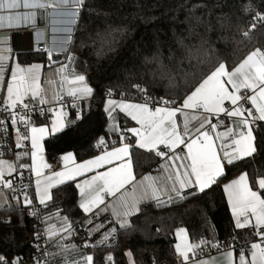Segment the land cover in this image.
Wrapping results in <instances>:
<instances>
[{
    "label": "snow or ice",
    "instance_id": "6c2138e0",
    "mask_svg": "<svg viewBox=\"0 0 264 264\" xmlns=\"http://www.w3.org/2000/svg\"><path fill=\"white\" fill-rule=\"evenodd\" d=\"M83 5V0H59V2L41 3L40 0H24L25 8H52L51 23L59 25V31L71 32V26L76 22L77 11ZM20 7L18 0H0V9H17ZM193 9L197 5L192 6ZM251 8L246 6V11ZM4 17L0 16V20ZM9 20L13 17L9 16ZM15 19H21L19 13ZM258 22L264 23V12L254 11L247 30L241 29V35L247 38L250 32L257 28ZM54 31L57 28L54 27ZM199 49L189 48L187 57L189 59L198 55ZM49 52V58L51 57ZM71 60L72 57L70 56ZM148 60V58H145ZM158 67L163 69V64L156 56ZM42 66L33 64L21 67L19 64L12 69L11 78L3 81L4 70L0 68V82L6 84V95L0 96V147H8L3 141L8 135V122L10 121L16 139L17 148L26 144L30 145L27 151L16 153L15 161L3 159L0 152V189L12 192V200L16 206L21 203L25 207L33 206V197L39 205H45L53 199L52 189L66 182H76L77 178L85 177L75 183L79 191V208L84 213L90 214L87 224L92 225L87 229V234L92 235L93 229L99 231L104 224H93L92 217H98L101 212H111L113 217L105 222L119 225L120 229L132 227L129 217L140 212L139 204L145 200H154L157 206L171 203L173 200H184L188 197L203 193L205 189L211 188L225 175L229 166H235L237 161L252 157L256 153L255 136L253 127L258 122H264V50L256 48L235 66H229L226 62H218L213 69L203 75L190 90L177 99H165L160 97L153 99L147 95V90L140 85H133L137 92L143 94L140 102H133L125 98L121 93L120 99L110 98L112 90H108V99L105 101V112L112 122L108 133L116 136L115 140L109 142L105 136L98 138L97 147L101 149L100 154L89 159L77 160L73 152H67L60 157L61 167L56 170L46 162L44 140L46 136L55 134L65 127L67 113L60 103L62 96L53 93L51 100L40 85V71ZM60 73L66 72V66H61ZM51 83V81H50ZM61 84L67 85L66 94L73 101L83 100L93 94V88L87 83L84 74L76 73L74 70L61 75ZM250 104L248 107L246 105ZM45 105H56L48 107L49 113H54L49 123H40L37 126L33 115L43 116ZM75 107V103L73 104ZM122 112L134 121L137 126L121 128L118 124V116L114 113ZM82 111V109H81ZM221 114L235 123L225 124ZM182 117V121L178 119ZM77 119L81 118V112L76 113ZM215 119V123H213ZM195 122V123H194ZM19 125L24 126L21 131ZM198 125V126H197ZM223 128L222 131L218 130ZM132 134L135 145L126 142L127 134ZM217 141H220L217 144ZM119 145V146H117ZM153 152L165 163L160 165L167 172L168 185L159 184L160 177H153L151 173L145 174L140 181L142 192L137 193L135 187V176L133 173L132 150L133 148ZM184 154L181 155L180 153ZM24 158L30 159V164L20 163ZM167 166V167H165ZM28 169L34 174V193L29 195L28 189L31 185L23 183V170ZM16 173L20 177L19 186ZM90 174V175H89ZM227 194L228 203L231 206L236 229L254 230L253 234L259 237L257 242L250 244L249 254L246 255L245 247L235 249L236 237H231L228 242L221 244L219 240L208 241L201 238L197 242H190L188 232L185 228L176 229L178 243L175 251L181 258V264H208L207 260H195L198 249L203 247L223 248V255L227 264H264V176L253 177L249 180L247 172H242L236 178L223 185ZM258 187L259 190H253ZM131 189L130 191L128 189ZM185 190L187 193L185 194ZM119 194V204H105L106 197H115ZM164 199H161V197ZM104 205L103 208L100 206ZM13 205L4 191H0V207L11 208ZM122 209V210H121ZM61 210L57 209L59 217ZM30 216H37L35 211H29ZM49 214L44 218L47 222L51 220ZM59 228L54 224H47L44 228L45 244L56 237L59 233L71 235L72 225L67 216L60 217ZM6 220L5 223H9ZM159 232L160 229H157ZM117 228L109 227L96 242V245H104L109 238L115 237ZM40 230L34 232V238L39 241ZM96 245H92L95 247ZM57 247L67 249L68 245L58 243ZM85 247H88L87 241ZM37 249L39 244L33 245ZM75 247V246H73ZM238 251V261L235 253ZM189 253L192 254L190 257ZM42 255L49 254L45 250ZM129 257L132 256L128 252ZM34 264H42L39 257H34ZM108 264H112L113 256L109 253L104 258ZM0 264H24L22 257H9L0 254ZM46 264V262H45ZM65 264L67 260L65 258ZM71 264H94V256L81 255L80 260H74Z\"/></svg>",
    "mask_w": 264,
    "mask_h": 264
},
{
    "label": "trees",
    "instance_id": "16d2710c",
    "mask_svg": "<svg viewBox=\"0 0 264 264\" xmlns=\"http://www.w3.org/2000/svg\"><path fill=\"white\" fill-rule=\"evenodd\" d=\"M256 10L264 12V0H83L68 51L74 56V68L94 91L80 119L70 109V124L45 139V154L72 151L78 160L87 159L101 150L96 147L99 137L105 136L109 143L116 139L114 134L106 135L104 104L109 89L115 96L125 93V98L138 99L142 93L133 85H140L153 99H177L218 62L235 66L254 49L264 50V23L258 22L247 38L241 35ZM189 48L199 49L198 55L189 59ZM41 54L23 51L17 58L30 63L42 60ZM45 121L41 116L35 122ZM254 134L256 153L226 168L225 175L203 193L168 205L143 202L131 218L132 227L119 228L114 243L88 249L94 264H103L107 252L114 254L116 264H129L128 252L134 264H176L174 231L181 225L193 241L250 237L252 230L234 227L223 185L242 172L250 181L264 176V122L254 126ZM128 139L133 143V138ZM132 159L137 174L158 162L153 152L135 147ZM52 194L47 207H61L72 223L82 219L75 182L55 187ZM36 230L22 206L1 207L0 254L28 255Z\"/></svg>",
    "mask_w": 264,
    "mask_h": 264
},
{
    "label": "crops",
    "instance_id": "0c3cea01",
    "mask_svg": "<svg viewBox=\"0 0 264 264\" xmlns=\"http://www.w3.org/2000/svg\"><path fill=\"white\" fill-rule=\"evenodd\" d=\"M40 1H47L48 3H52V2H57L58 3L59 2V0H40ZM5 2H10V0H5ZM28 2L31 4L32 0H28ZM18 3L20 4L19 8H17V9L5 8L6 11L4 13L0 14V16L4 17L3 20H0V32H9L10 33L9 37H5V38L4 37H0V68H3V70H4L3 81H7V80H9L11 78L12 69L15 68L17 64H19L21 67H28V66L33 65V64H39V65L42 66L41 71H40V76H41L40 85H41V88H43L45 90V92L47 94V98L49 100H51L53 93H56L57 95L62 96V97H69L66 94L67 85H63L62 86V84H61V75H67V74L71 73L73 70L76 73L83 74V73L79 72L78 70H76L74 68V56L71 53L68 52L67 54H65L64 57H63V60L59 61L57 63H53L51 60H49V58L44 53L41 54L42 58H43L42 60L33 61V62H30V63H23L17 58V53L18 52H22V51H20V49L23 48L24 50H27L30 47H33L37 40H41L44 37V31L42 32V26H41L42 19H43V13L39 11V8H35V9H33L31 7L25 8L23 6L24 0H18ZM1 10H3V9H1ZM17 13H19L21 19H15V16H16ZM9 16H12L13 19L9 20L8 19ZM70 56L72 57L71 60L69 59ZM62 65L66 66V72L63 73V74L57 71ZM50 81H51V83H50ZM2 95H6V84H4L3 82H0V96H2ZM91 96L83 99L82 101L81 100H77L76 109L75 110L80 111L81 114H82V112L87 107ZM108 98L109 97L107 96L106 99H108ZM110 98L120 99L121 97L120 96H115V95L112 94V96ZM126 99L131 100L133 102H140V100H138V99H130V98H126ZM53 106H56V105H45L46 108L53 107ZM250 106L251 105L249 104V107ZM81 109H82V111H81ZM104 109H105V104H104ZM64 111L67 113V116L65 117V127H66L71 122V120L69 119L70 110H68V111L64 110ZM114 115L118 116V124H119V126L121 128H124L125 126H127V127H135V126H137L134 121H131V119L129 117H126V115L124 113H122V112H119V110H117V112L114 113ZM221 115H223V114H221ZM39 117H41V116H39ZM121 118H123L125 121H122ZM178 119L182 121V117L178 116ZM226 120H227V124L235 123L234 121H232V120H230L228 118H226ZM44 123H49L50 124V121H45ZM111 123L112 122L108 118L107 128H109ZM39 124H37V126H39ZM64 128H62V129H64ZM218 130L222 131L223 129H218ZM253 135L255 136L254 127H253ZM49 136H46L45 139L48 138ZM127 136H128V138H133L132 134H130V133H128ZM15 139H16V135H15V132H14V152L10 156L2 157L3 159L8 160V161H15L16 160V153L27 151L29 149L30 145H27V144L24 147H22V148H17L16 145H15ZM126 142L135 145V139L134 138H133V143L131 141H129V139H127ZM219 143H220V141H217V144H219ZM117 146H119V145H117ZM100 151L96 155L100 154ZM69 152H72V151H69ZM65 153H67V152H65ZM65 153H62L60 155H56V154H48V155H46L45 154L46 162L49 163L50 165H52L56 170H59L60 167H61L60 157L63 154H65ZM180 154L183 155L184 153L181 152ZM89 158H91V157H89ZM89 158H87V159H89ZM247 158H251V157H247ZM247 158H244V159H247ZM132 161H133V159H132ZM20 163H28V164H30V159L24 158V159H22L20 161ZM164 163L165 162L163 160L158 158V162L154 165L153 168H151L149 170H146V171H144L141 174H137L136 173L135 166H134V163H133V173H134V176H135V187H136V191H137L138 194H140L142 192V186L140 184L141 178L145 174H148V173H151V175L153 177H160L159 184L161 186L169 184V182L166 179L167 172L165 171V169H161L160 168V165H162ZM165 167H167V166H165ZM24 173H30V172H29L28 169H24L23 170V174ZM240 174H238V175H240ZM13 175H17V174L14 173ZM32 175H33V177L35 179L34 174H32ZM236 177H234V178H236ZM84 178L85 177H79V178H77L76 182H79L80 180H82ZM229 181H227L226 183H228ZM128 190L130 191L131 189L129 188ZM253 190H259V189H258V187H254ZM52 191H53V189H52ZM4 192L6 193L8 199L11 201L12 205H16V202L11 199L12 196H11L10 190H5ZM186 193H187V190H185V194ZM225 195H226V198H227V194L226 193H225ZM79 199H80L79 191L77 189V200H76V202H77L78 208H79ZM161 199H164V197L162 196ZM149 201L155 202L154 200H151V199L145 200L143 202H149ZM50 202L51 201L47 202L45 207H47ZM175 202H178V201L174 199L173 202H171V203H175ZM108 203H111L114 206H118V204H119V194H117V196H115V197H106L105 198V204H108ZM142 203H140L138 205L139 208H140ZM171 203H164L162 205H168V204H171ZM227 203H228V199H227ZM228 206H229L230 211H231V206H230L229 203H228ZM100 207L103 208L104 205H101ZM57 209L61 210L60 213H59V217L56 215ZM79 210H80V212L82 214V219L81 220H83V221H85V223H87V221H88V219L90 217V214L84 213L81 208H79ZM49 214H51L52 219L48 220L47 222L44 221L45 227H46V223H47V224H54V225H56L57 228H59L60 225H61L60 217H63V216H67L68 220L72 224L71 218L59 206L47 207L45 209L44 218L46 216H48ZM231 214H232V211H231ZM134 215H132V216H134ZM132 216L129 217L130 221H131ZM99 217L100 218H104V219H105V217H107V218L113 220V217L111 216V212L110 211L101 212ZM232 217H233V215H232ZM233 220H234V218H233ZM87 225H89V224H87ZM89 226H92V225H89ZM118 227H119V225H118ZM181 227L185 228L187 230V232H188V229L184 225H181V226H179L177 228H181ZM176 229L174 231L175 244L178 243V239H177L176 234H175L176 233ZM245 229H248V228H245ZM240 230H244V229H240ZM188 236H189V241L193 242V240L190 237L189 232H188ZM250 238H251V236L250 237H242V238H238V239L240 241H246V240H249ZM51 241L53 242V256H54L53 264H65V258L67 260V264H71V262L74 261V260H80L81 255H89V254L93 255L88 250L86 251V250H82V249H79V248L76 247L75 242H74V236H73L72 232H71V235H66L64 233H59ZM58 243L66 244V245H68V248L65 250L63 248L57 247L56 245ZM73 246H75V247H73ZM109 253L112 254L113 261H115L114 254L112 252H107L105 257ZM238 254H239L238 252L235 253L237 261H238ZM248 254L249 253H246V255H248ZM189 255L191 257V253H189ZM178 258L181 261V258L179 256H178ZM195 260H207L208 264H227L226 258L223 255V251L217 252V253H214V254H210V255H206V256H203V257H200V258H196ZM104 262H105V259H104ZM129 264H131V263L129 262ZM133 264H134V261H133ZM193 264H194V262H193Z\"/></svg>",
    "mask_w": 264,
    "mask_h": 264
},
{
    "label": "built area",
    "instance_id": "2783aa9c",
    "mask_svg": "<svg viewBox=\"0 0 264 264\" xmlns=\"http://www.w3.org/2000/svg\"><path fill=\"white\" fill-rule=\"evenodd\" d=\"M5 11H6V9L5 10L0 9V14L4 13ZM78 11H79V9H78ZM50 18H52L51 15H50ZM78 18H79V14H78ZM41 26H42V32H43L44 26H43V24H41ZM52 27H60V26L59 25H55V26L49 25L50 30H49L48 38H46L44 36L43 39L37 40L33 47H30L27 50H24L22 48V49H20V51H22V52L23 51L40 52V53H44L48 58H49V52H51L52 55L49 58V60H51L53 63H57L59 61H62L64 55L69 52L68 50H69L71 38L70 37H69V39L65 38L66 36H70L67 33L59 34V33L52 32V30H51ZM142 99H143V94H141L139 96L138 100L141 101ZM166 99H168V98H166ZM76 102H77V100L73 101L72 97H63V100L60 103H62L64 106L63 110L68 111L70 109H74V110L76 109ZM0 103H2V101H0ZM74 103H75V107L73 106ZM246 106L249 107V104ZM75 111H76V113L80 112L78 110H75ZM4 115H5V113L0 112V116H4ZM53 115H54V113H49L47 111V108L45 107V113L43 116L46 118V121H50V119ZM39 116H41V115L34 114L32 118L34 121H36ZM221 119H223L224 123L227 124V120L223 115H221ZM215 122H216L215 119H213V123H215ZM19 127H20L21 131H24L23 125H19ZM220 129H223V128H220ZM3 143L5 145H11V150H9L8 147H0V152L4 153L3 157L10 156L11 154H13V152H14V130L11 127L10 121L8 122V135H7V138L3 141ZM109 146H110V143H109ZM13 176L16 177V180H17V184L14 186H19L20 177L18 175H13ZM34 180L35 179L31 173H24L23 174V183L27 184V185H31V187L28 189L30 196H33V193H34ZM5 190H7V189H0V191H5ZM12 195L13 194L11 192V196ZM21 206H22V211L30 219L34 220V223L37 227V230H40V232H41V236H40L39 241H37L35 238L33 239V245L39 244L40 245L39 249L32 246V249L28 255H23V256H19V257L23 258L24 264H34V259H33L34 257H39L42 261V264H45V262H46V264H53V260H54L53 242L50 240L47 244H45L46 237H45V234L43 231L45 228V225H44L45 205H39L38 201L33 197V206H31L30 208L25 207L22 204H21ZM3 208H6V207H3ZM29 211H35L38 213V215L37 216H30L28 214ZM92 219H93V224L100 225L103 223L104 227L101 228L99 231H96L95 229H93L91 236H89L87 234V229L91 228L92 226L87 225V223H85V221L80 220L79 222H75V223L71 224L72 225V233L74 236V242H75L76 247L79 249L87 251L89 248H93L92 245H96V242L101 239V237L103 236V233L109 227H112V226H115L117 228V233L115 234L114 239L110 237L108 242L105 244H112L116 240L118 230H119V227L117 224H115L114 222L112 224H109V223L105 222L104 218H100L99 216L98 217H92ZM108 220L112 221V219H109V218H108ZM253 231L254 230H252L251 238L249 240L240 241L238 238H236V241H235V249L236 250H238L241 246H244L245 252L249 253L248 250L250 249V244L252 242H257L259 240V237L255 236L253 234ZM203 239L208 240V241H213L212 239H208V238H203ZM229 239L230 238H223V239H219V241L223 245L226 242H228ZM200 240H196L193 242L198 243ZM86 241L88 243V247L84 246ZM96 246H99V245H96ZM45 250L49 254L47 257H44L42 255L43 251H45ZM221 251H224V249L221 248L218 250V249L210 247V246L203 247L202 250L201 249L197 250L195 259L206 256V255L214 254L217 252H221ZM191 256H192V254H191ZM15 257H18V256H13L10 259H14ZM180 263H181V261L179 260L176 264H180ZM104 264H108V262L105 260ZM112 264H116L115 261H112Z\"/></svg>",
    "mask_w": 264,
    "mask_h": 264
},
{
    "label": "water",
    "instance_id": "95a60500",
    "mask_svg": "<svg viewBox=\"0 0 264 264\" xmlns=\"http://www.w3.org/2000/svg\"><path fill=\"white\" fill-rule=\"evenodd\" d=\"M41 3H44V4H47L48 2L47 1H40ZM39 11L43 13V19H42V24L44 26V36L46 38H48V34H49V25H52L54 26L51 21H52V18H50V15L52 16V13L54 12V9L52 8H48V7H45V8H39ZM80 12H81V7L79 8V11H77V18H76V22L71 26V32L70 33H67L68 35L70 36H64L66 39H69V37L72 39L73 37V34H74V31H75V27H76V24L78 22V14L80 15ZM57 28L56 31H54V27L51 28L52 32H55V33H59V34H62L64 32L62 31H59V27H55ZM10 33L9 32H0V37H9Z\"/></svg>",
    "mask_w": 264,
    "mask_h": 264
},
{
    "label": "rangeland",
    "instance_id": "374dc122",
    "mask_svg": "<svg viewBox=\"0 0 264 264\" xmlns=\"http://www.w3.org/2000/svg\"><path fill=\"white\" fill-rule=\"evenodd\" d=\"M128 261H129L131 264H133V258H132V256H131V257H128Z\"/></svg>",
    "mask_w": 264,
    "mask_h": 264
}]
</instances>
